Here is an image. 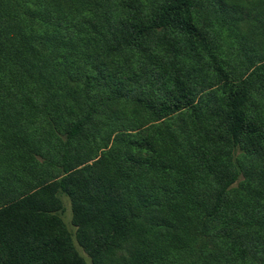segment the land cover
<instances>
[{"label":"trees","instance_id":"trees-1","mask_svg":"<svg viewBox=\"0 0 264 264\" xmlns=\"http://www.w3.org/2000/svg\"><path fill=\"white\" fill-rule=\"evenodd\" d=\"M77 247L264 264V0H0V264Z\"/></svg>","mask_w":264,"mask_h":264},{"label":"rangeland","instance_id":"rangeland-1","mask_svg":"<svg viewBox=\"0 0 264 264\" xmlns=\"http://www.w3.org/2000/svg\"><path fill=\"white\" fill-rule=\"evenodd\" d=\"M62 201H63V206H64V211L61 215V218L64 222V224L66 225V227L72 232L74 233L75 231V227L71 224V212H70V205H69V201L66 197H62ZM78 248V247H77ZM80 254L83 256V258L85 259V261L87 262V264L89 263V259L86 256V254L81 250V249H77Z\"/></svg>","mask_w":264,"mask_h":264}]
</instances>
